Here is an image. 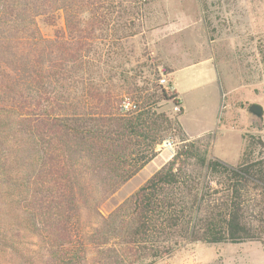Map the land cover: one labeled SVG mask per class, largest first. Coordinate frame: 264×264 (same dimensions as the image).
I'll list each match as a JSON object with an SVG mask.
<instances>
[{
	"label": "trees",
	"instance_id": "16d2710c",
	"mask_svg": "<svg viewBox=\"0 0 264 264\" xmlns=\"http://www.w3.org/2000/svg\"><path fill=\"white\" fill-rule=\"evenodd\" d=\"M100 1L0 0V184L45 264H84L79 200L87 181L113 194L169 139L178 143L170 160L100 216L89 243L120 264L171 256L185 242L258 241L264 251V159H253V141L236 166L208 159L182 129L171 84L158 75L93 83L83 69L89 39L102 30ZM59 12L67 39L44 38L39 22L51 24ZM167 103L178 113L161 110Z\"/></svg>",
	"mask_w": 264,
	"mask_h": 264
},
{
	"label": "rangeland",
	"instance_id": "374dc122",
	"mask_svg": "<svg viewBox=\"0 0 264 264\" xmlns=\"http://www.w3.org/2000/svg\"><path fill=\"white\" fill-rule=\"evenodd\" d=\"M96 3L95 15L104 17L102 30L94 31L95 39H89L88 51L82 55L87 62L83 69L93 83L158 75L165 80L162 85L171 84L178 93L182 129L189 140L205 147L208 159L236 166L250 140L253 159H264V0ZM85 16L80 18L86 21ZM50 22H39L43 37L67 39L62 13ZM251 104L263 109L261 124L248 118ZM161 110L171 115L179 111L171 103ZM168 141L169 147L162 143L157 156L111 195L103 196L94 181H87L79 200L84 264H120L114 253L95 249L89 236L99 227L100 216H108L170 160L178 143ZM13 249L34 264H45V250L0 184V264H27ZM133 264H264V251L258 241L185 242L171 256Z\"/></svg>",
	"mask_w": 264,
	"mask_h": 264
},
{
	"label": "water",
	"instance_id": "95a60500",
	"mask_svg": "<svg viewBox=\"0 0 264 264\" xmlns=\"http://www.w3.org/2000/svg\"><path fill=\"white\" fill-rule=\"evenodd\" d=\"M247 116L249 119L261 124L263 119V109L259 105L251 104L247 108Z\"/></svg>",
	"mask_w": 264,
	"mask_h": 264
},
{
	"label": "built area",
	"instance_id": "2783aa9c",
	"mask_svg": "<svg viewBox=\"0 0 264 264\" xmlns=\"http://www.w3.org/2000/svg\"><path fill=\"white\" fill-rule=\"evenodd\" d=\"M165 83V80L164 79H160L159 80V84H164ZM163 145L165 146V147H169L170 146V142L168 141V140H166L164 143H163Z\"/></svg>",
	"mask_w": 264,
	"mask_h": 264
}]
</instances>
